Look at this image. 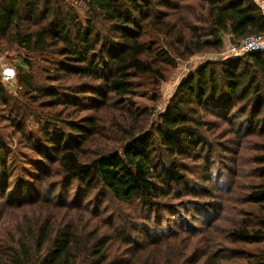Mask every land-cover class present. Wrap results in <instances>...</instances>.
<instances>
[{
  "label": "trees",
  "instance_id": "trees-1",
  "mask_svg": "<svg viewBox=\"0 0 264 264\" xmlns=\"http://www.w3.org/2000/svg\"><path fill=\"white\" fill-rule=\"evenodd\" d=\"M184 1L0 0L1 52H24L13 65L15 87L8 91L0 80V99L22 97L11 115L32 155L29 168L14 164L17 154L0 136V220L36 209L1 228L0 264H264V146L250 159L252 181L239 199L248 208L223 231L226 243L213 251L218 228L186 231L182 224L203 205L224 211L218 201L202 200L225 198L219 186L197 185L211 182L203 115L225 122L237 146L244 136H264V53L202 63L154 120L136 106L138 78L164 82L163 67L176 68L178 60L218 51L226 38L264 36L255 0ZM25 113L43 124L38 133L27 130ZM197 165L203 172L193 182ZM10 168L21 172L14 190ZM39 179L51 184L48 197L32 195ZM73 186L76 198L68 202ZM178 209L183 214L171 220L177 230H164L165 215ZM192 238L203 248L187 253Z\"/></svg>",
  "mask_w": 264,
  "mask_h": 264
},
{
  "label": "rangeland",
  "instance_id": "rangeland-1",
  "mask_svg": "<svg viewBox=\"0 0 264 264\" xmlns=\"http://www.w3.org/2000/svg\"><path fill=\"white\" fill-rule=\"evenodd\" d=\"M170 1L174 3L176 2L177 4L180 3L182 5L189 4V2L184 0ZM255 1L261 6L264 12V0ZM71 3L74 4V6L80 12L81 16H83V6L75 1H71ZM160 10L175 12L169 10L166 6L160 7ZM230 43L231 42L228 39H225L223 48L218 51L209 50L205 53L197 54L188 60H178V66L176 68L167 66L163 67V71L166 76V81L164 82H154L153 80L145 77L138 78L137 81L141 85L138 89L139 95L135 98L136 106L149 109V112L152 114L151 119H156L157 115L162 112L166 104H168V102L170 101L179 82L188 74V72L195 70L202 63L207 61H225L231 59V57L227 53V48ZM22 57H24V52L17 49L16 47L13 49H8L3 53L1 52L0 47V66L14 68L13 65L16 64V62H18ZM2 82L6 86V89L8 91L10 87L12 88L16 85L15 79L11 81V85L6 83L4 80H2ZM155 95L159 97V101L157 103L152 101ZM17 102L23 103V99L21 96H19V93L9 92V94L6 95L5 100L0 99V136H2L8 143V149L11 151V153L17 154V158L14 164L29 168V166H27L28 164L26 163V161L28 160L26 154L28 153L30 156L31 152L25 146L24 141L20 139L19 134L14 131L15 127L13 126V122L16 120V115L14 113H12L11 115L12 111L10 107ZM26 111L28 112V109ZM25 117H27V130H30L33 133H38V129L43 124L38 125L36 123L37 119L32 116L29 117L28 113H25ZM203 120L208 124V127L202 129L203 134L207 140V144L202 147L205 153L212 154L210 157H208L211 163V173L210 175H207L209 178H211V182L210 184H207L205 181H201L198 179L203 172V170L199 168L200 165H197L198 168L192 167L191 179H193V182L199 180L197 185H200L203 189H207L212 186H219L222 191L217 194H221L223 192L222 195L225 198L220 199L219 197H216L220 200H216V198L212 200L211 198L202 200L204 202L218 201L224 206V211H221V213L219 214L217 210L211 207H209L211 208L209 209V211H206V209H204L206 207L201 202L204 208L200 206V213L193 216L192 218L189 217L188 219L182 220L183 223H181L185 225L186 231L189 228L188 226L203 229V227L206 228L209 225L211 227L214 226L218 228V230L212 235V243L210 242L209 244L210 248L215 251L220 245L226 243L223 239V231L227 228H230L232 226V222H239L240 218L243 216V210L248 208L247 205H245L243 202H240L239 199L240 197L242 198L243 193L247 190L248 184L252 181L250 178L254 166L250 162V159L252 156L258 154L261 148L264 146V136L257 138L253 136H244L240 140V143L236 142L238 144L237 146L231 139L232 137L228 133V125L225 122H221L218 118L212 115H203ZM159 153L164 163L167 166H170L172 160L164 153L162 149H159ZM20 160H23L24 163L20 162L19 164ZM33 168L34 167H31L32 171L34 172L35 168ZM19 170L20 168L17 171H15L14 168L9 169L10 173L8 182L10 190L15 189V184L17 183L18 179L21 178V172ZM16 178L17 180H15ZM28 180L31 179L28 178ZM32 182L34 190V193L32 195L35 196L36 194H39L41 196L40 198L49 196L47 192L48 190H50L51 184L48 183L47 180L42 181V179H39L38 182H36V180H32ZM35 182L37 183L36 186ZM236 186H238V189L236 188ZM195 187L196 185H193L192 183V188ZM76 191V187L73 186L69 193L68 202H72L76 198ZM25 192L28 191L26 190ZM229 192L231 193L230 195L228 194ZM60 194H62L60 193V188H57L55 190L54 196L58 197ZM8 196L9 194L7 195V197ZM174 203L178 204L177 202ZM194 207L196 209V206ZM32 210L36 209L31 208L12 212L6 220L5 224L3 222L5 216L2 217L0 220V235L3 234L1 228L11 227L21 222L25 217L32 215V212H30ZM178 210L173 216H171L169 213L165 215L168 223L165 222L162 225V228L164 230L168 231V229L170 228H174V230H177L178 225H176L175 222H172L171 220H177L178 216L180 214H183L182 209ZM38 212L39 210H37V213ZM195 238H192V240H190V248L187 249V253L191 252L197 246L203 248V246L197 244L198 239ZM179 243L176 242L175 244L178 245ZM243 247L245 249L253 251H256L258 249L257 245H246ZM203 260L204 259L201 260V264L203 263Z\"/></svg>",
  "mask_w": 264,
  "mask_h": 264
},
{
  "label": "built area",
  "instance_id": "built-area-1",
  "mask_svg": "<svg viewBox=\"0 0 264 264\" xmlns=\"http://www.w3.org/2000/svg\"><path fill=\"white\" fill-rule=\"evenodd\" d=\"M227 53L231 58L264 53V36H254L236 43H230ZM15 77V70L13 68L4 67L0 71V80H4L7 83L13 81Z\"/></svg>",
  "mask_w": 264,
  "mask_h": 264
},
{
  "label": "crops",
  "instance_id": "crops-1",
  "mask_svg": "<svg viewBox=\"0 0 264 264\" xmlns=\"http://www.w3.org/2000/svg\"><path fill=\"white\" fill-rule=\"evenodd\" d=\"M226 39H228V38H226ZM228 40H229V39H228ZM16 64H17V65H21V63H20L19 61L16 62ZM4 67H6V66H4ZM4 67H3V66H0V70H2ZM6 83H7V82H6ZM8 84L11 85V84H12L11 81L8 82Z\"/></svg>",
  "mask_w": 264,
  "mask_h": 264
}]
</instances>
